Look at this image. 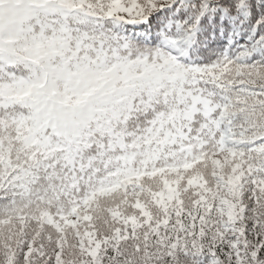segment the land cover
<instances>
[{
	"label": "snow or ice",
	"instance_id": "snow-or-ice-1",
	"mask_svg": "<svg viewBox=\"0 0 264 264\" xmlns=\"http://www.w3.org/2000/svg\"><path fill=\"white\" fill-rule=\"evenodd\" d=\"M0 264H264V0H0Z\"/></svg>",
	"mask_w": 264,
	"mask_h": 264
}]
</instances>
